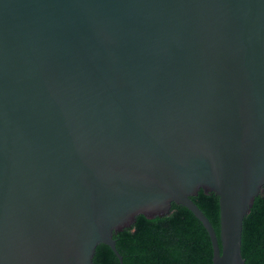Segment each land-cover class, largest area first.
Listing matches in <instances>:
<instances>
[{
	"label": "water",
	"instance_id": "95a60500",
	"mask_svg": "<svg viewBox=\"0 0 264 264\" xmlns=\"http://www.w3.org/2000/svg\"><path fill=\"white\" fill-rule=\"evenodd\" d=\"M263 191L264 0H0V264H124L173 203L246 264Z\"/></svg>",
	"mask_w": 264,
	"mask_h": 264
},
{
	"label": "trees",
	"instance_id": "16d2710c",
	"mask_svg": "<svg viewBox=\"0 0 264 264\" xmlns=\"http://www.w3.org/2000/svg\"><path fill=\"white\" fill-rule=\"evenodd\" d=\"M220 234L219 199L200 190L193 196ZM124 264H212L210 235L202 222L185 206L173 203L170 214L148 218L139 215L132 228L114 234ZM242 255L246 264H264V191L245 217ZM95 264H120L113 250L101 243Z\"/></svg>",
	"mask_w": 264,
	"mask_h": 264
}]
</instances>
